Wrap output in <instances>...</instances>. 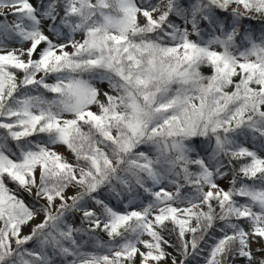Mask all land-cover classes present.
Instances as JSON below:
<instances>
[{
	"label": "snow or ice",
	"instance_id": "snow-or-ice-1",
	"mask_svg": "<svg viewBox=\"0 0 264 264\" xmlns=\"http://www.w3.org/2000/svg\"><path fill=\"white\" fill-rule=\"evenodd\" d=\"M0 264H264V0H0Z\"/></svg>",
	"mask_w": 264,
	"mask_h": 264
}]
</instances>
